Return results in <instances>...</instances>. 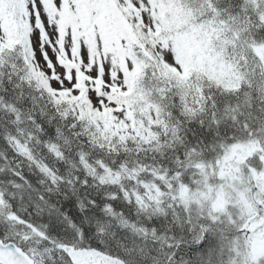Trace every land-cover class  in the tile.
<instances>
[{"label":"snow or ice","instance_id":"6c2138e0","mask_svg":"<svg viewBox=\"0 0 264 264\" xmlns=\"http://www.w3.org/2000/svg\"><path fill=\"white\" fill-rule=\"evenodd\" d=\"M0 264H264V0H0Z\"/></svg>","mask_w":264,"mask_h":264}]
</instances>
